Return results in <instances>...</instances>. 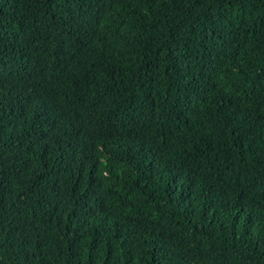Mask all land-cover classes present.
<instances>
[{
  "label": "trees",
  "instance_id": "obj_1",
  "mask_svg": "<svg viewBox=\"0 0 264 264\" xmlns=\"http://www.w3.org/2000/svg\"><path fill=\"white\" fill-rule=\"evenodd\" d=\"M0 264H264V0H0Z\"/></svg>",
  "mask_w": 264,
  "mask_h": 264
}]
</instances>
